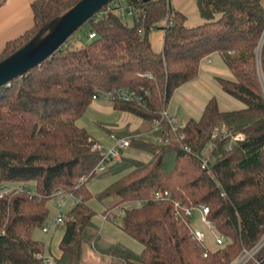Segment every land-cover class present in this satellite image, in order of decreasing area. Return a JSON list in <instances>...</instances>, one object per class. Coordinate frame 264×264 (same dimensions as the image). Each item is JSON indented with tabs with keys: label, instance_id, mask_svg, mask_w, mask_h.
Masks as SVG:
<instances>
[{
	"label": "trees",
	"instance_id": "obj_1",
	"mask_svg": "<svg viewBox=\"0 0 264 264\" xmlns=\"http://www.w3.org/2000/svg\"><path fill=\"white\" fill-rule=\"evenodd\" d=\"M77 1L34 0L32 26L5 43L0 60ZM194 1L201 23L188 26L164 0H125L134 8L130 25L114 11L91 16L80 37L71 40L73 32L38 66L0 86V183L27 186L0 199V264H45L43 244L31 234L47 221V201L57 191L76 200L63 212L58 255L50 264H84V247L103 264H229L262 236L264 98L255 47L264 8L261 0ZM154 28L162 31L160 51L148 39ZM89 32L95 35L91 39ZM213 52L233 75V80L218 79L221 90L243 107L219 110L210 98L198 119L174 129L163 120L148 137L130 135L129 148L148 154L146 161L120 157L93 174L100 152L91 149L95 141L75 124L91 94L114 87L145 91L143 105L111 104L148 125ZM263 58L264 43V81ZM201 159L207 161L204 168ZM108 176L116 178L93 196L99 202L112 198L101 215L141 245L137 254L119 243L97 244L87 184ZM159 191L170 196L152 200ZM176 202L179 209L206 206L207 219L224 244L203 256L204 248L189 234L188 217L172 214ZM113 208L121 214L113 216ZM260 249L254 259L264 264V245Z\"/></svg>",
	"mask_w": 264,
	"mask_h": 264
},
{
	"label": "rangeland",
	"instance_id": "obj_2",
	"mask_svg": "<svg viewBox=\"0 0 264 264\" xmlns=\"http://www.w3.org/2000/svg\"><path fill=\"white\" fill-rule=\"evenodd\" d=\"M262 4L264 6V0H262ZM124 22L127 25H130L132 19L130 17H126L124 19ZM84 30H85V25L83 24L74 32L75 37L71 38V40L80 37L84 32ZM161 34H162L161 30L156 28L150 30L148 33L150 46L154 51L160 49ZM197 83L199 84L200 88H204L206 93L204 94L205 97L209 99L214 98L216 100L219 109L236 110L243 107L240 101L225 95L224 93H222L220 89H215V87L211 85L212 82L209 83L203 77H199L197 79ZM185 91L187 92V90L183 88V95L181 93H176V95L179 94L178 95L179 100L178 101L173 100L169 106L170 108L168 109L169 111H171V109L178 108L176 112L177 118L175 117L176 119V122L174 123L175 126L181 125L183 122L182 120L186 119L187 117L190 118V116H187L186 112L182 108L183 102L187 99ZM189 95H190L189 104L194 105L196 101V97L193 96L191 93H189ZM91 104L97 105L100 108L86 109L78 122L79 124L83 125L84 129L87 131V133H89L93 137L95 141H98L99 143H101V145L104 146V144H108L109 142L108 135L104 128H108L109 126H115L114 124L119 125V122H117L119 121L118 114H116L111 110V106L109 102L98 99L97 101H92ZM168 110L167 112L169 115ZM111 134L116 135L115 133H111ZM144 156L146 157V159L141 161L147 160L148 154L144 153ZM112 177L113 179L116 178V176H112ZM108 182L109 180L106 177H99V178L93 177L88 182L87 187L93 196L95 193L99 192L102 188H104L108 184ZM8 185L15 187L18 184L13 182V183H9ZM28 188L30 191H32L31 184L29 185ZM71 202L72 200L70 198L66 200L65 206L62 209L63 212L70 207ZM88 203L91 209L94 211L92 222L98 229L99 237L97 244L99 246L104 247L110 243H119L120 245L127 247V242H126L127 240H129L132 244L136 246L138 245L136 241H132L130 238H128L127 235H125L122 231H120L117 228L116 224L107 221L104 222V220H102L101 211L104 209L105 206H108L112 203V198L99 202L93 196L92 198H90ZM55 204H56V198H52L51 200L47 201L49 213H48L47 221L44 224L49 223L53 219V217H55L58 211V208L55 206ZM110 213L111 211L107 212V214ZM199 216L200 215L198 211L194 209L191 210V215L188 217L190 227L196 228L203 233L204 236L203 244L207 249L214 250L218 248L219 246H217L214 243V238L209 233L208 227L200 220ZM62 231L63 229L61 226L51 228L48 231V233L41 232L40 228H35L32 231L31 237L35 240L40 241L43 244V248H44L43 257L52 258L58 255V242L61 237ZM82 261L84 264H103V261L98 256V254L93 253L91 249H89L88 247H84L82 250Z\"/></svg>",
	"mask_w": 264,
	"mask_h": 264
},
{
	"label": "crops",
	"instance_id": "obj_3",
	"mask_svg": "<svg viewBox=\"0 0 264 264\" xmlns=\"http://www.w3.org/2000/svg\"><path fill=\"white\" fill-rule=\"evenodd\" d=\"M33 1L34 0H0V52L2 51L6 42L21 36L25 31H27L32 26L31 4ZM167 2L173 9L181 12L185 16V23L188 26H196L201 23V18L198 15L194 0H167ZM261 5L264 8L262 4V0H261ZM160 42H161L160 49L156 51L161 50L162 34H161ZM199 77H203L209 83L212 82L211 85L215 87V89H220V90L221 88L219 86L218 79L233 80V75L225 66L221 56L216 52L209 54L208 56L200 60L198 64V72L196 77L193 80L180 85L172 92L165 106V111L167 114H168L167 110L170 108L169 106L172 103V101L179 100L178 98L179 94L176 95V93H181L183 95V88H184L187 90V92L185 91L187 99L183 102L182 108L186 112L187 116H190V118L193 119L199 118L205 103L209 99L204 96V94H206L204 88H200L199 84L197 83V79ZM189 93H191L193 96L196 97V101L194 104L195 106L189 104V96H190ZM222 93L224 92L222 91ZM92 101H97V100H91V102L89 103L86 109L100 108L97 105L91 104ZM110 106H111V110L116 114H118L119 121L117 122H119V125L114 124L115 126H109V127L107 126L108 128H104L108 135V140L110 142V145L109 142L108 144H104V146L101 145V143L95 141L93 137L88 133L90 138L94 140L96 144L103 146V148L110 147L112 143L109 135H111V133L121 134V136L134 135V136L147 137L149 135L148 131L150 128V124L147 125V123L143 121L141 118L132 115L128 112L114 109L111 103ZM177 109L178 108L171 109V111L168 110L169 115L175 118L177 114L176 113ZM80 117L75 121V124L78 127L84 129L83 125L79 124L78 122ZM187 119H189V117L182 120L183 121L182 123H184ZM145 156L144 153H142L141 151L129 148V146L121 150V157H128L137 160H145L146 159ZM106 178H108L109 180L108 184L115 179V178L113 179L112 176H108ZM102 220H104V222L107 221L110 223H114L107 218L106 219L102 218ZM128 238L130 237L128 236ZM130 239L132 241H135L132 238ZM126 242H127V248H130L129 250H131L133 253L137 254L141 251V245L138 242H137L138 243L137 246L132 244L129 240H127Z\"/></svg>",
	"mask_w": 264,
	"mask_h": 264
},
{
	"label": "built area",
	"instance_id": "obj_4",
	"mask_svg": "<svg viewBox=\"0 0 264 264\" xmlns=\"http://www.w3.org/2000/svg\"><path fill=\"white\" fill-rule=\"evenodd\" d=\"M167 2V0H164ZM117 12L119 14L120 18L124 17H130L134 14V8L131 6H128L125 2V0H110L107 2L105 5H103L93 16L95 18H102L107 16L110 12ZM95 35L93 32H89L87 34V38L91 39ZM264 43V26L260 32L256 47H255V64H256V70L259 76V81H260V86H261V92L264 98V81L262 78L261 74V47ZM264 61V58H263ZM145 94V91L142 93L135 91L133 89H127V88H121V87H114L108 90H103V89H97L94 91L93 94H91V100H103L106 102H116V101H121V102H130L134 103L137 105H143V95ZM166 121L170 126L174 127V123L176 122V119L170 115H168L165 111V109L161 110L159 113V116L157 118H153L150 121V128L148 133L151 131L156 130L158 128L159 124L161 121ZM181 126V125H179ZM110 140H111V146L108 148H103L99 144H93L91 149L96 150L100 152V157L99 161L95 165V167L92 169L93 174L100 173L105 170L106 164L116 161L121 157V150L127 148L129 146V139L130 136H116L114 134L109 135ZM156 142H160V138L156 137L154 139ZM229 148V147H227ZM201 168L206 167L207 161L205 159L200 160ZM24 189H27L26 185L18 184L15 187L10 186L5 183H0V199L4 196L7 195L10 192H17V191H22ZM170 196L169 192L167 191H159L154 193L152 200L154 201H160L164 198H168ZM56 198V204L55 206L58 208V211L53 217V219L44 225H42L41 232L43 233H48V231L53 228V227H58L62 225L63 222V207L65 206L66 200L71 199L72 202H74L76 199H73L70 194H63L60 191H57L55 194ZM196 210L199 213L200 220L206 224L208 227L209 233L213 236L214 238V243L217 246H222L224 244V239L222 236L217 234L214 230V227L212 223L207 219V214H208V209L204 205H198L195 208H178V202L174 204V209L172 211V214L174 216L180 215V213L186 217H189L191 215V210ZM113 216H118L121 214L120 209H113L112 210ZM112 218V215L109 216ZM103 219H106V217L102 216ZM190 236L191 238L201 244V246L204 248V251L202 252V255H206L207 248L203 244V233L196 229V228H191L190 230ZM264 245V233L262 236L259 238V240L254 243L249 249H243L242 252L236 256L233 260L229 262V264H246L249 261H253V257L255 253L257 252V249L261 248ZM43 260L45 264H50L51 263V258H45L43 257Z\"/></svg>",
	"mask_w": 264,
	"mask_h": 264
},
{
	"label": "water",
	"instance_id": "obj_5",
	"mask_svg": "<svg viewBox=\"0 0 264 264\" xmlns=\"http://www.w3.org/2000/svg\"><path fill=\"white\" fill-rule=\"evenodd\" d=\"M110 0H79L25 44L0 60V86L24 75L48 58L70 34Z\"/></svg>",
	"mask_w": 264,
	"mask_h": 264
},
{
	"label": "clouds",
	"instance_id": "obj_6",
	"mask_svg": "<svg viewBox=\"0 0 264 264\" xmlns=\"http://www.w3.org/2000/svg\"><path fill=\"white\" fill-rule=\"evenodd\" d=\"M260 250H261V249H259V248L257 249L256 255L259 254V251H260ZM252 264H259V261H258V260H255L254 257H253Z\"/></svg>",
	"mask_w": 264,
	"mask_h": 264
}]
</instances>
